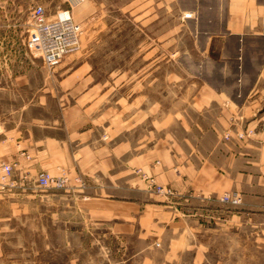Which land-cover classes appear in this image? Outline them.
I'll list each match as a JSON object with an SVG mask.
<instances>
[{"label": "rangeland", "instance_id": "374dc122", "mask_svg": "<svg viewBox=\"0 0 264 264\" xmlns=\"http://www.w3.org/2000/svg\"><path fill=\"white\" fill-rule=\"evenodd\" d=\"M193 2L0 0L2 136L4 127L31 129L32 118H58L61 101H72L73 95L60 84L62 70L49 69L27 47L32 10L41 5L48 14L68 9L81 25L79 49L59 62L66 61L68 67L91 68V81L100 87L95 92L99 97L97 109L121 114V125L131 128L130 138L136 143H159L173 149L181 144L188 149L192 144L193 149L207 156L215 141L264 140V98L251 110L233 104H196L205 93L200 90L197 75L189 73V66L198 58L181 56L187 52L193 57L198 50L191 35L192 23L187 20L195 18L189 11ZM185 13L192 17L185 18ZM237 129L254 133L244 138L233 133L225 138ZM14 169L11 180L15 186L1 191L30 193L37 200L25 203L24 212L11 213L3 224V264H256L253 257L264 253L251 244L253 237L249 233L236 238L209 232L200 238L207 249L203 248L196 263L191 252H184L177 262L175 250L167 253L160 242L147 248V241L141 237L111 233L108 223L83 210L78 196L66 195L65 188H41L36 177L33 181L26 174H16ZM224 205L222 208L237 207ZM242 236L248 237L249 246L244 251L248 258L239 262V252L231 243ZM258 264H264V256Z\"/></svg>", "mask_w": 264, "mask_h": 264}, {"label": "crops", "instance_id": "0c3cea01", "mask_svg": "<svg viewBox=\"0 0 264 264\" xmlns=\"http://www.w3.org/2000/svg\"><path fill=\"white\" fill-rule=\"evenodd\" d=\"M189 11L195 14L187 20L198 50L193 57L187 52L181 56L198 58L189 66L205 93L196 104L254 109L264 98V0H194ZM60 62L50 68L62 70L60 84L73 95L72 101L66 97L61 101L58 118H32L31 129L4 127L0 162H16V174H26L33 181L40 171L64 172L66 195L78 196L83 210L108 223L111 233L141 237L147 248L160 242L167 253L175 250L177 262L184 252H191L196 263L206 248L200 238L209 232L236 238L249 233L251 244L264 251L262 138L215 141L207 156L192 144L188 149L182 144L173 149L136 143L130 138L131 128L121 125V114L97 109L95 92L100 87L91 81V68ZM136 169L154 183L173 189L174 196L154 194ZM223 192L241 193L242 204L222 208L217 198ZM35 199L34 194L0 190V264L3 224L11 213L24 212L25 203ZM247 240L242 236L231 243L239 252V262L248 258ZM263 256L258 252L252 260L258 264Z\"/></svg>", "mask_w": 264, "mask_h": 264}, {"label": "built area", "instance_id": "2783aa9c", "mask_svg": "<svg viewBox=\"0 0 264 264\" xmlns=\"http://www.w3.org/2000/svg\"><path fill=\"white\" fill-rule=\"evenodd\" d=\"M184 16L191 18L192 14L185 13ZM32 19L33 25L28 34L27 47L38 55L48 68L58 63L65 55L79 49L82 27L74 21L68 9L48 14L41 5H37L32 10ZM233 133L237 138H244L254 132L249 130L246 133L237 129L234 132L231 131L230 135L226 134L225 138H230ZM16 166L15 162L0 164V190L15 186V182L11 180V174L13 167ZM136 174H140L141 179L147 182L148 188L157 195L165 198L174 196L173 189L154 183L153 179L141 169H136ZM35 181L41 188L64 189L68 178L64 172L50 175L46 171H40ZM217 199L221 204L232 207L239 206L243 202L242 195L238 192H223Z\"/></svg>", "mask_w": 264, "mask_h": 264}]
</instances>
